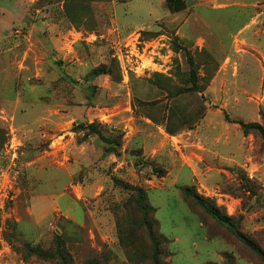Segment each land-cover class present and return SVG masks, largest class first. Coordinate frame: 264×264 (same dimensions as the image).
<instances>
[{"label":"rangeland","instance_id":"obj_1","mask_svg":"<svg viewBox=\"0 0 264 264\" xmlns=\"http://www.w3.org/2000/svg\"><path fill=\"white\" fill-rule=\"evenodd\" d=\"M167 1L0 0V264H154L121 183L165 264H264L184 194L264 250V0Z\"/></svg>","mask_w":264,"mask_h":264},{"label":"trees","instance_id":"obj_2","mask_svg":"<svg viewBox=\"0 0 264 264\" xmlns=\"http://www.w3.org/2000/svg\"><path fill=\"white\" fill-rule=\"evenodd\" d=\"M168 6L171 9H179V3L177 0H168L167 1ZM103 71L102 70H96L95 75H102ZM240 126L242 127L243 131L245 133H250L252 131H258L264 136V129L261 126H255V125H247L242 122L239 123ZM91 129H93V126H90ZM121 140L122 136H118L117 138L111 140L110 147L105 150V155H110V154H115L117 156H120V148H121ZM121 186L128 192L129 199L126 203V206L131 207L133 205H138L140 208V211L143 213L145 216L144 219V225H146L150 241L153 245V263L154 264H165L162 260L163 257V247L167 245V241L165 239H161L158 235L157 232L159 231V227L157 223L150 218V214L153 211L148 204H147V196L146 193L134 186H130L128 184H123L121 183ZM184 194L187 199L191 200L195 205L201 207L205 212H207L216 222H218L220 225L225 227L226 229L230 230L236 238H238L240 241H242L247 247L252 249L263 261H264V250L247 239L243 234L239 231V229L236 226V223L226 215H224L220 210H218L215 206L209 204L206 202L203 198H201L193 189H185ZM129 204V205H128ZM132 225L129 224V231L128 235L130 236L131 230H132ZM38 256L43 255L49 257L48 253H42V254H37ZM53 255H58V257L63 261L64 257L61 252L60 247L57 248L56 253Z\"/></svg>","mask_w":264,"mask_h":264}]
</instances>
